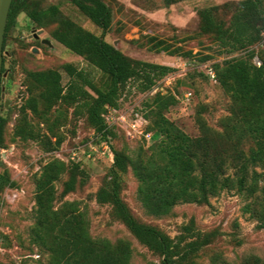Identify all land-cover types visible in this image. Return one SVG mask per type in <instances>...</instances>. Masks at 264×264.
<instances>
[{"label":"trees","instance_id":"obj_1","mask_svg":"<svg viewBox=\"0 0 264 264\" xmlns=\"http://www.w3.org/2000/svg\"><path fill=\"white\" fill-rule=\"evenodd\" d=\"M70 1L102 30L101 35L63 16L59 4L45 6V0H13L4 45L19 14L25 13L27 19L40 28L57 23L52 37L100 72L97 81L90 72L67 64L65 69L70 82L65 94L60 71L30 73L33 82L45 87L41 93L45 107L40 114L45 122L49 121V110L57 102L78 105L84 110L88 124L108 142L113 153L112 165L97 192V200L112 206L114 215L135 238L160 256V264H197L199 252L211 238L196 230L194 220L175 237L139 220L122 196L123 176L130 168L139 181V200L150 214L167 215L178 204H205L224 190H236L250 198L246 210L257 219L258 227L264 228V47L255 49L264 39V0H238L198 11L201 32L217 42L221 53L245 51L244 55L210 67L215 79L231 97L230 113L223 121V130H215L200 119V135L190 136L166 116V111L177 103L176 96L156 92L145 102L146 112L140 109L134 112H141L148 120L146 129L161 133L162 138L150 146L144 141L143 147L133 155L113 147L110 137L116 132L105 114L110 107L120 109L122 92L129 83L134 82L140 92H148L175 68L129 56L105 39L114 21L113 7L108 0ZM181 1L186 0H163L165 6ZM223 7L231 9L229 20L220 15ZM151 40H155L151 49L172 55H193L192 50H185L182 45L171 49L163 40L155 37ZM256 57L261 65L256 63ZM209 58L211 56H206L202 61ZM37 104L35 97L30 98L24 109L37 114ZM6 121L0 113L1 147ZM18 134L25 139L42 137L26 115L18 125ZM48 140L50 148L55 149L62 138L58 137L55 142ZM78 168L75 164L70 169L72 174L64 184V194L75 190ZM66 170L64 162L51 160L37 180L35 223L30 239L34 247L48 254L45 262L39 259L37 264H132L128 241L112 243L89 235L86 215L79 211L78 202L66 201L55 208V182ZM10 182L7 172L0 171V191ZM22 264L31 263L26 260ZM245 264H260V259H248Z\"/></svg>","mask_w":264,"mask_h":264},{"label":"rangeland","instance_id":"obj_2","mask_svg":"<svg viewBox=\"0 0 264 264\" xmlns=\"http://www.w3.org/2000/svg\"><path fill=\"white\" fill-rule=\"evenodd\" d=\"M237 1L186 0L165 6L163 0H108L113 7L114 21L105 39L129 56L175 68L148 92H140L134 82L129 83L122 92L118 116H128L134 109L146 112L145 102L156 92H161L176 96L178 101L166 111V116L185 133L199 136L200 119L215 130H223V121L230 113L231 97L216 79L208 75V70L212 64L244 55L245 51L221 53L217 42L201 32L198 11ZM49 4H59L63 16L98 35L102 34V30L70 0H45L44 5ZM231 14L228 7L220 11L225 20H229ZM56 27L57 23H53L40 28L21 13L4 45L5 75L1 85L0 113L7 121L4 146H0V171L7 172L11 182L0 191V264H22L26 260L37 264L39 259L47 260L48 254H43L31 243L30 233L35 223L37 180L46 164L54 159L67 166L55 182V208H60L66 201L78 202L79 211L86 215L87 230L92 238L108 239L112 243L128 241L132 264H160V256L135 238L114 215L112 206L97 200V192L109 176L113 153L108 142L88 124L84 110L60 101L49 110L48 122L40 116L45 107V100L41 97L45 87L32 81L31 72L60 71L64 94L70 82L65 69L67 64L90 72L97 81L101 75L84 57L52 37L51 32ZM33 29H42L40 38L50 40L52 45L31 39ZM151 37L163 40L171 49L182 45L185 50H192L193 55H172L151 49L155 42ZM263 47L264 39L255 49L258 51ZM206 56L211 58L202 61ZM187 92H192L191 100L185 99ZM33 97L38 102L37 114L24 109ZM25 115L42 134L41 138L25 139L18 134V125ZM113 127L116 135L111 136L110 141L114 148L133 155L143 147V140L128 134L127 123ZM44 135L53 142L58 137L62 141L57 148L51 149ZM75 164L79 166L76 188L64 194V184ZM123 178L122 196L139 220L159 227L172 237L178 236L183 227L194 220L196 230L210 236L211 242L199 252L197 264H245L254 258L264 264V228L258 227L257 219L246 210L250 201L247 195L224 190L211 197L209 203H181L171 213L157 216L148 213L139 200V181L131 168ZM16 190L20 194L14 197L12 192Z\"/></svg>","mask_w":264,"mask_h":264},{"label":"built area","instance_id":"obj_3","mask_svg":"<svg viewBox=\"0 0 264 264\" xmlns=\"http://www.w3.org/2000/svg\"><path fill=\"white\" fill-rule=\"evenodd\" d=\"M255 61L258 65H261V60L258 57L255 58ZM208 72L211 78L215 79L216 75L214 70L212 68H209ZM191 98L192 92H187L185 94V99L191 100ZM133 112L134 110H132V112L128 116L126 114H121L118 116L120 111L116 110L114 107H110L108 112L105 114V117L107 122H109L111 126L118 125L119 123H127L128 134L145 141L149 146L154 144L155 142L160 141L162 138V134L156 131H148L146 129L148 120L141 112H134V116ZM75 154L76 152H74V155ZM12 194L14 195V197H16L18 194H20V191L16 190L12 192Z\"/></svg>","mask_w":264,"mask_h":264},{"label":"water","instance_id":"obj_4","mask_svg":"<svg viewBox=\"0 0 264 264\" xmlns=\"http://www.w3.org/2000/svg\"><path fill=\"white\" fill-rule=\"evenodd\" d=\"M12 2L13 0H0V97L2 78L5 75V73H3L5 32ZM42 32V29L38 31L39 34H41ZM44 42L52 45V42L48 39H44Z\"/></svg>","mask_w":264,"mask_h":264},{"label":"flooded vegetation","instance_id":"obj_5","mask_svg":"<svg viewBox=\"0 0 264 264\" xmlns=\"http://www.w3.org/2000/svg\"><path fill=\"white\" fill-rule=\"evenodd\" d=\"M38 31H36L35 29H33V32L30 34V38L31 39H34L35 41L41 42V43H46V42H44V39L45 38H40V35L41 34H39ZM46 44H48V43H46ZM3 73H5V72H3ZM1 98H2V87H1V97H0V108L2 106V99Z\"/></svg>","mask_w":264,"mask_h":264}]
</instances>
